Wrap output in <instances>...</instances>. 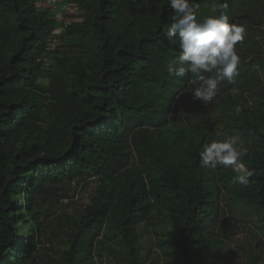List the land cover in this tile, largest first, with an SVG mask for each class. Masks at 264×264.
Returning a JSON list of instances; mask_svg holds the SVG:
<instances>
[{"label":"trees","instance_id":"16d2710c","mask_svg":"<svg viewBox=\"0 0 264 264\" xmlns=\"http://www.w3.org/2000/svg\"><path fill=\"white\" fill-rule=\"evenodd\" d=\"M61 1L62 32L57 8L0 0V264H94L110 240L119 264H230L213 231L222 188L264 234V0H227L247 31L234 83L210 102L193 98L191 74L167 72L179 55L167 0ZM196 2L207 16L225 0ZM227 136L248 148L247 184L233 166H200L203 144ZM90 181L88 202L59 209ZM158 213L154 255L144 233ZM248 257L264 264L254 248Z\"/></svg>","mask_w":264,"mask_h":264},{"label":"clouds","instance_id":"9594fccd","mask_svg":"<svg viewBox=\"0 0 264 264\" xmlns=\"http://www.w3.org/2000/svg\"><path fill=\"white\" fill-rule=\"evenodd\" d=\"M167 2L173 14L172 23L165 27L164 35L171 45L179 46V55L167 64V72L175 77H189L191 74L189 83L197 85L193 98L210 102L221 82L234 83L240 64L236 45L244 40L246 27L230 22L225 11L227 0L219 6L221 11L218 15L207 16L200 15V4L196 0ZM215 11L213 9V13ZM247 154L248 148L240 137L216 138L203 144L199 163L201 167L212 170L220 165L233 166L238 170L236 180L247 184L254 175V170L247 169L242 163Z\"/></svg>","mask_w":264,"mask_h":264},{"label":"rangeland","instance_id":"374dc122","mask_svg":"<svg viewBox=\"0 0 264 264\" xmlns=\"http://www.w3.org/2000/svg\"><path fill=\"white\" fill-rule=\"evenodd\" d=\"M263 37V36H261ZM264 38V37H263ZM234 168V167H233ZM235 169V168H234ZM237 170V169H235ZM238 171V170H237ZM95 181H90L87 185L82 184L78 188L76 196L73 201L68 204L60 206V210L66 208L69 212L79 208L81 205L89 201L90 195L94 189ZM220 213L217 221L213 225V231L216 238L221 239L224 247V255L230 264H247L248 256L251 248H254L262 258H264V234L263 229H260V223L255 220L252 214L253 210L250 204L232 203L229 195H227L224 188L220 193ZM50 229H60L55 221L47 222ZM153 225V226H152ZM152 225H148L149 232L144 233L145 246L151 250V253L160 254L159 246H157V234L154 229L160 230L161 227L166 226V218L164 214L158 213ZM169 239V237H165ZM259 239L263 242L260 243ZM110 246L118 248L114 240L106 241V243H98L97 249L94 251V264H119L115 258L110 254ZM42 257L48 260L51 250L45 248ZM154 264H165V257L159 255L154 261Z\"/></svg>","mask_w":264,"mask_h":264},{"label":"built area","instance_id":"2783aa9c","mask_svg":"<svg viewBox=\"0 0 264 264\" xmlns=\"http://www.w3.org/2000/svg\"><path fill=\"white\" fill-rule=\"evenodd\" d=\"M45 6L47 7H55L57 8V11L60 14L61 19V26L59 28L60 31L66 30V28L70 24V20L67 16V13L69 11V5L66 3H62L61 0H40Z\"/></svg>","mask_w":264,"mask_h":264}]
</instances>
